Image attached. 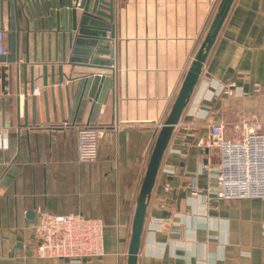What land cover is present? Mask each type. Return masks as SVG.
<instances>
[{"label": "crops", "instance_id": "1", "mask_svg": "<svg viewBox=\"0 0 264 264\" xmlns=\"http://www.w3.org/2000/svg\"><path fill=\"white\" fill-rule=\"evenodd\" d=\"M74 1L44 8L36 1L0 0L4 54L9 55V25L16 15L19 52L39 62L34 96L29 84L24 95L22 82L17 92L15 77L0 62V264H71L35 254L33 227L44 213H80L103 222L104 255L80 264H127L132 218L158 124L221 0H114L113 17L106 20L111 35L105 32L93 48V56L112 70L67 64L77 33L71 28ZM92 5L93 0L89 11ZM81 11L76 7L77 20ZM56 62L63 64V80L51 84L48 76L44 87L42 63ZM90 73L110 75L112 90L104 103L87 96L76 105L64 87L69 78L77 86ZM229 83L238 87L235 97L220 93ZM242 90L248 95L241 96ZM251 113L264 126V0H234L163 152L137 264H264V199H220L208 191L216 185L219 150L197 145L218 121L225 137L234 138L233 121ZM84 123L99 132L93 163L77 160L76 130ZM191 185L202 194H191Z\"/></svg>", "mask_w": 264, "mask_h": 264}, {"label": "water", "instance_id": "2", "mask_svg": "<svg viewBox=\"0 0 264 264\" xmlns=\"http://www.w3.org/2000/svg\"><path fill=\"white\" fill-rule=\"evenodd\" d=\"M11 1L13 4L17 1L19 2V0ZM27 1H36L44 8H47L62 4L68 6L72 0ZM90 1L91 0H75V6L74 8H71V28L72 30H77V33L74 35L73 39H71V42L73 41L72 51L67 64L93 69L112 70L113 67H110V64L104 63L93 56V48L96 47L102 39H105V32L110 31L106 20L111 21L113 17L114 0H93L91 11H89ZM233 1L234 0L220 1L208 32L197 50V53L181 82L171 108L157 133L137 196L131 224L127 264H137L147 202L163 152L168 145L175 126L178 124L179 119L191 98L195 85L200 77L203 63L205 62L207 54L216 39L218 31L225 20ZM76 7L82 9L78 20L76 17ZM8 38L9 55L0 54V62L6 64L5 67L2 68V71L9 75L10 79L13 76L15 77L17 92L20 91V85L22 82L24 95L27 96L28 94L27 84H29L30 88L29 94L33 95L34 66L39 64V62L37 61L36 56H33V63L30 62L29 55L26 52L24 56L19 52V24L16 15H14V20L9 25ZM48 76H50L51 84H54L56 80L58 84H61L64 76L63 64L58 62L53 64L42 63L40 78L44 87L48 85ZM69 80L71 81V84L70 86L64 87V93L67 98L71 97L75 100L76 105L79 104L82 98L87 96L94 101L104 103L107 95H109V90H112V79L110 78V75L103 73H90L86 76H81L78 78L79 82L77 83V86L72 83V78H69ZM53 90L54 87L51 86L50 91ZM57 92L60 97L62 94L61 85H57ZM45 94L46 92H44V95ZM17 100H19V98ZM60 105L62 107V103H60ZM16 110L18 111V103ZM61 111L63 112V108Z\"/></svg>", "mask_w": 264, "mask_h": 264}, {"label": "built area", "instance_id": "3", "mask_svg": "<svg viewBox=\"0 0 264 264\" xmlns=\"http://www.w3.org/2000/svg\"><path fill=\"white\" fill-rule=\"evenodd\" d=\"M107 32L111 35V31ZM4 53L6 30L0 28V54ZM237 88L235 83L225 84L220 93L235 97ZM254 91H260L259 84H255ZM32 93L38 94L39 88L34 87ZM240 95L247 96L248 93L242 90ZM231 129L235 137L226 138L224 124L213 122L209 125L207 136L197 141V145L203 149L216 147L219 150L220 160L213 172L216 185L209 187L208 191L220 199H264L263 123L256 114H243L233 121ZM98 139L99 132L95 126L84 123L77 127L76 154L79 162L96 161ZM191 194H202V189L191 185ZM33 229L37 240L35 254L38 257L66 258L71 264H80L85 257L104 255V225L100 219L85 217L80 213H44Z\"/></svg>", "mask_w": 264, "mask_h": 264}]
</instances>
